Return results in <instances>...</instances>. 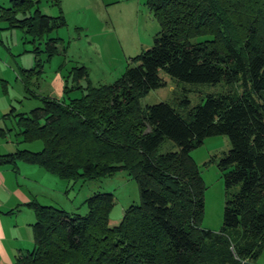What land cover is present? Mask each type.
<instances>
[{"label": "trees", "instance_id": "16d2710c", "mask_svg": "<svg viewBox=\"0 0 264 264\" xmlns=\"http://www.w3.org/2000/svg\"><path fill=\"white\" fill-rule=\"evenodd\" d=\"M40 1L10 0L0 9L7 29L32 38L34 66L20 71L34 97L26 79L41 75L40 54L49 61L57 53L45 34L64 21L43 15ZM146 4L160 27L152 47L111 84L88 86L67 102L42 97L41 106L13 115L18 137L42 147L0 156V166L20 161L68 181L125 172L139 184V204L112 226L111 193L90 196L84 216L31 202L33 249L15 264H253L264 246V0ZM170 80L223 81L237 90L206 95L188 120L166 103L142 109L140 99ZM214 136L230 142L219 168L225 188H237L226 194L217 233L201 229L205 187L190 156ZM164 139L178 152L155 156Z\"/></svg>", "mask_w": 264, "mask_h": 264}, {"label": "rangeland", "instance_id": "374dc122", "mask_svg": "<svg viewBox=\"0 0 264 264\" xmlns=\"http://www.w3.org/2000/svg\"><path fill=\"white\" fill-rule=\"evenodd\" d=\"M9 1L0 0V8L9 7ZM146 3L147 0H59L55 5L49 0H41L37 8L43 15L52 18L61 16L64 21L62 26L45 34L48 38L56 39L57 53L49 61L45 60L44 53L39 55L43 65L41 75H34L33 80L26 79L37 97L26 93V98L22 100L23 109L41 106L42 97L67 102L79 98L88 86L115 82L132 58L152 47L154 37L160 30ZM5 25L0 22V27ZM4 33L13 54L19 57L18 62L23 63L25 69L32 68L29 67L34 62V55L30 52L32 38L20 29H5ZM23 46L25 51H22ZM78 68L86 69L85 78L79 76ZM239 89L242 90V86ZM236 90L235 86L223 81L211 85L170 80L165 87L150 91L141 98L140 106L144 109L149 105L166 103L183 120H188L191 110L201 105L206 95L234 93ZM24 147L36 152L42 144L33 142L24 144ZM230 147L226 136H214L206 138L200 147L190 152L205 187L200 226L212 233L219 232L222 227L226 194L237 190L232 188L228 191L225 188L219 168L220 159ZM175 152H178V147L171 140L164 139L154 155ZM54 179L57 183H50L49 192L43 195L46 201L43 202L69 214L86 215L85 201L94 193L113 194L114 207L110 212L112 226L119 223L129 206L140 202L139 184L125 172L87 180ZM253 264H264V246Z\"/></svg>", "mask_w": 264, "mask_h": 264}, {"label": "crops", "instance_id": "0c3cea01", "mask_svg": "<svg viewBox=\"0 0 264 264\" xmlns=\"http://www.w3.org/2000/svg\"><path fill=\"white\" fill-rule=\"evenodd\" d=\"M5 29L6 25L0 27V156L28 150L24 147L27 143L18 137L13 115L26 113L35 107L23 109L22 100L26 98L27 92L20 70L27 69L18 62L19 57L13 54ZM24 49L23 46L22 51ZM33 65L34 62L29 67ZM15 164L0 166V264H15L19 253L33 249L32 224L35 217L28 205L35 201L49 206L43 202L46 201L43 195L49 192L50 183H57L54 179L56 176L39 166L20 161Z\"/></svg>", "mask_w": 264, "mask_h": 264}]
</instances>
